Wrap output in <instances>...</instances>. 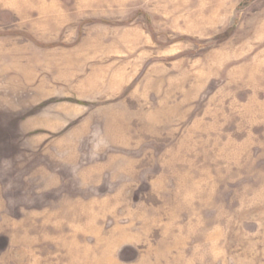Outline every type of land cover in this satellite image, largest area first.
I'll return each mask as SVG.
<instances>
[{"label":"rangeland","instance_id":"rangeland-1","mask_svg":"<svg viewBox=\"0 0 264 264\" xmlns=\"http://www.w3.org/2000/svg\"><path fill=\"white\" fill-rule=\"evenodd\" d=\"M0 264H264V0H0Z\"/></svg>","mask_w":264,"mask_h":264}]
</instances>
